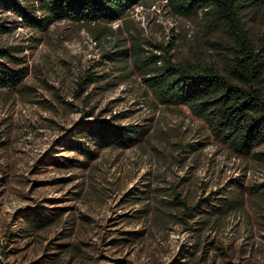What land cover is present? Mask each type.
Returning <instances> with one entry per match:
<instances>
[{
	"label": "rangeland",
	"instance_id": "1",
	"mask_svg": "<svg viewBox=\"0 0 264 264\" xmlns=\"http://www.w3.org/2000/svg\"><path fill=\"white\" fill-rule=\"evenodd\" d=\"M262 35L264 15L257 46ZM135 42L157 55L164 45L177 61L223 56L198 21L177 17L162 0H141L114 24L60 22L46 32L0 13V48L14 47L28 72L20 88L0 91V237L8 259L264 264V196L250 194L264 184V144L252 156L235 154L188 107L158 104L131 60L119 70L104 58ZM88 73L99 76L94 84L83 83ZM95 121L139 125L147 134L131 149L94 147L86 160L65 145ZM236 182L245 191L240 207L182 216L179 200L202 207ZM32 210L46 222L26 228Z\"/></svg>",
	"mask_w": 264,
	"mask_h": 264
},
{
	"label": "trees",
	"instance_id": "2",
	"mask_svg": "<svg viewBox=\"0 0 264 264\" xmlns=\"http://www.w3.org/2000/svg\"><path fill=\"white\" fill-rule=\"evenodd\" d=\"M177 17L200 23L208 44L221 50L220 61L212 63L177 61L166 46L158 45L162 55L148 52L142 44L132 49L122 47L104 56L119 70H126L131 60L143 76L148 92L165 107H188L202 119L211 133L235 154L249 157L264 144V35L260 46L255 42L257 20L264 15V0H162ZM0 0V13H10L35 31L46 32L60 22L96 27L126 19L141 0ZM40 13L41 16L37 17ZM22 59L14 47L0 48V91L17 90L28 76ZM127 72V71H124ZM96 73V72H94ZM130 73H126L128 76ZM83 83L94 84L99 76L88 73ZM147 134L139 125L120 126L108 121H95L83 127L65 145L70 152L80 153L86 160L95 157L92 148L106 146L131 149ZM262 159L264 158V154ZM63 165V164H62ZM222 197L208 198L202 207L190 206L184 200L177 204L182 216L194 212L218 214L244 202L241 183ZM254 196H264V184L254 187ZM138 197V196H137ZM137 197L132 199H137ZM224 211V212H225ZM59 217V213L48 214ZM26 228L44 223L37 210L24 215ZM53 221V219H50ZM186 231L193 230L186 223ZM9 238V235L7 236ZM128 242V239H123Z\"/></svg>",
	"mask_w": 264,
	"mask_h": 264
},
{
	"label": "bare ground",
	"instance_id": "3",
	"mask_svg": "<svg viewBox=\"0 0 264 264\" xmlns=\"http://www.w3.org/2000/svg\"><path fill=\"white\" fill-rule=\"evenodd\" d=\"M7 245L5 243V241L0 237V252H1V255L4 256V257H7L6 258V264H12L10 262V260L8 259V256H7Z\"/></svg>",
	"mask_w": 264,
	"mask_h": 264
},
{
	"label": "built area",
	"instance_id": "4",
	"mask_svg": "<svg viewBox=\"0 0 264 264\" xmlns=\"http://www.w3.org/2000/svg\"><path fill=\"white\" fill-rule=\"evenodd\" d=\"M6 258L7 257L2 256L0 252V264H6Z\"/></svg>",
	"mask_w": 264,
	"mask_h": 264
}]
</instances>
